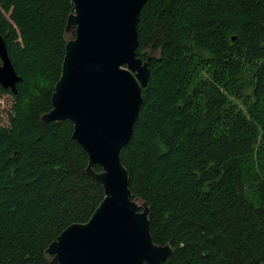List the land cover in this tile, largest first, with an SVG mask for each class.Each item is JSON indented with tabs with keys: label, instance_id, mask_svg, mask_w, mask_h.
Masks as SVG:
<instances>
[{
	"label": "trees",
	"instance_id": "obj_1",
	"mask_svg": "<svg viewBox=\"0 0 264 264\" xmlns=\"http://www.w3.org/2000/svg\"><path fill=\"white\" fill-rule=\"evenodd\" d=\"M72 13V0H0L22 78L16 95L0 85L14 98L0 126V264H50V244L104 199L73 124L42 121ZM138 32L151 75L120 156L154 242L173 248L162 264H264V0H149Z\"/></svg>",
	"mask_w": 264,
	"mask_h": 264
},
{
	"label": "water",
	"instance_id": "obj_2",
	"mask_svg": "<svg viewBox=\"0 0 264 264\" xmlns=\"http://www.w3.org/2000/svg\"><path fill=\"white\" fill-rule=\"evenodd\" d=\"M148 1L72 0L62 75L42 121L73 124V139L89 158L87 174L102 185L104 199L87 223L71 225L50 244V264H162L173 255L169 244L154 242L150 208L132 199L120 156L151 75L148 62L137 56L138 24ZM0 62L1 87L18 94L22 78L1 35Z\"/></svg>",
	"mask_w": 264,
	"mask_h": 264
},
{
	"label": "rangeland",
	"instance_id": "obj_3",
	"mask_svg": "<svg viewBox=\"0 0 264 264\" xmlns=\"http://www.w3.org/2000/svg\"><path fill=\"white\" fill-rule=\"evenodd\" d=\"M14 106V98L0 91V126L10 125V115Z\"/></svg>",
	"mask_w": 264,
	"mask_h": 264
},
{
	"label": "flooded vegetation",
	"instance_id": "obj_4",
	"mask_svg": "<svg viewBox=\"0 0 264 264\" xmlns=\"http://www.w3.org/2000/svg\"><path fill=\"white\" fill-rule=\"evenodd\" d=\"M2 127H7V126H2Z\"/></svg>",
	"mask_w": 264,
	"mask_h": 264
}]
</instances>
